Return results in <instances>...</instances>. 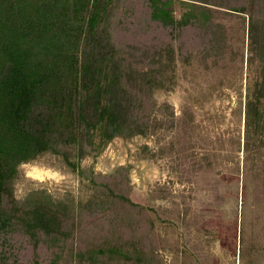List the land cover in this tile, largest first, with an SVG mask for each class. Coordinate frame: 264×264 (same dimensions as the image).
<instances>
[{
  "label": "trees",
  "instance_id": "1",
  "mask_svg": "<svg viewBox=\"0 0 264 264\" xmlns=\"http://www.w3.org/2000/svg\"><path fill=\"white\" fill-rule=\"evenodd\" d=\"M147 1L171 44L187 29L211 44L220 31L212 10L249 18L262 76L246 104L247 138L261 135L264 0ZM177 2L186 9L179 19ZM115 8V0H0V264H156L135 230L145 210L130 196L127 168L103 176L79 163L97 131L106 144L155 130L152 89L165 83L173 61L164 64L161 53H122ZM165 53L173 59V46ZM48 152L63 156L102 194L93 210L78 211L46 191L16 198L18 167Z\"/></svg>",
  "mask_w": 264,
  "mask_h": 264
},
{
  "label": "rangeland",
  "instance_id": "2",
  "mask_svg": "<svg viewBox=\"0 0 264 264\" xmlns=\"http://www.w3.org/2000/svg\"><path fill=\"white\" fill-rule=\"evenodd\" d=\"M149 6L115 0L112 21L122 53H161L168 66L173 60L165 83L152 89L155 130L106 144L97 131L80 168L103 176L127 168L130 196L145 210L135 230L156 264H264V132L248 139L246 116L262 66L251 50L249 18L212 10L220 31L211 44L196 29L171 44ZM172 9L177 19L186 10L179 2ZM171 46L173 59L165 55ZM14 188L18 200L46 191L78 211L103 200L88 178L50 152L21 164Z\"/></svg>",
  "mask_w": 264,
  "mask_h": 264
},
{
  "label": "bare ground",
  "instance_id": "3",
  "mask_svg": "<svg viewBox=\"0 0 264 264\" xmlns=\"http://www.w3.org/2000/svg\"><path fill=\"white\" fill-rule=\"evenodd\" d=\"M35 176H39V175L36 174Z\"/></svg>",
  "mask_w": 264,
  "mask_h": 264
}]
</instances>
